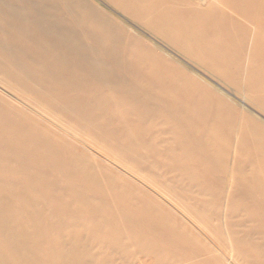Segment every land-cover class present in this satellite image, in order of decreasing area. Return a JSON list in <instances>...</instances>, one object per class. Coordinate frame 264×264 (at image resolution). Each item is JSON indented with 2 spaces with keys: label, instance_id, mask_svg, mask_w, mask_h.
<instances>
[{
  "label": "bare ground",
  "instance_id": "bare-ground-1",
  "mask_svg": "<svg viewBox=\"0 0 264 264\" xmlns=\"http://www.w3.org/2000/svg\"><path fill=\"white\" fill-rule=\"evenodd\" d=\"M106 1L264 109L257 0ZM138 255L264 264V125L96 0H0V264Z\"/></svg>",
  "mask_w": 264,
  "mask_h": 264
},
{
  "label": "rangeland",
  "instance_id": "rangeland-1",
  "mask_svg": "<svg viewBox=\"0 0 264 264\" xmlns=\"http://www.w3.org/2000/svg\"><path fill=\"white\" fill-rule=\"evenodd\" d=\"M100 5H102L104 8H106L113 16H115L117 19L122 21L124 24L128 25L130 28L135 30L138 34L143 36L144 38L151 41L153 44H155L158 48H160L163 52H165L169 57L173 58L174 60L180 62L185 67H187L194 75L205 81L208 85L211 87L217 89V91L223 95L228 101L233 104V106L237 107L239 111L248 113L254 120L258 121L260 124L264 125V109L260 108L259 106L255 105L254 103L250 102L249 100L245 99V97L238 92H236L232 87H230L227 83H225L222 80H219V78L215 77L212 73H210L208 70H206L204 67L194 63L190 59H188L185 55H183L178 50L174 49L170 45L166 44L164 41L160 40L156 36H154L151 32L141 28L135 21H133L131 18H129L127 15H124L120 10L113 7L109 2L106 0H96ZM263 3V0H257L256 2V11L255 15L252 19V24L256 27H263L264 28V12L262 11L261 5ZM120 13V14H119ZM143 34V35H142ZM242 96V97H241ZM161 160H166L164 158H160ZM238 163L236 162V165ZM118 170L125 171V173L128 176H135L133 172L128 170L126 167L118 166L116 165ZM239 171V170H238ZM172 177V174H167L165 179H169ZM257 176L253 174H244L242 180L240 181L241 187L245 184L250 183L251 181H256ZM139 181V180H138ZM142 186H144L147 190L154 193L155 196L161 197L163 199V202L165 205L169 208H172L175 213L177 214L178 220L182 221L183 223L187 224L191 228H194L199 232V236H201V239L203 241L208 242L210 245L214 246L213 248L222 250L218 248V246L215 244L213 238L209 237L208 234L200 227V225L194 221V219L190 216L188 213L187 206H177L174 204L170 199L165 197L163 194H161L159 191H156L153 186H151L150 183L144 181L141 179L139 181ZM190 199L194 202L199 201L203 202L207 198L201 194L198 193V191L194 188H192V191L190 193ZM254 206V205H253ZM248 208H251V206H248ZM248 209H245L244 211H241L237 216L231 217L230 219L225 220L223 223L227 226H234L237 228L236 230H239L238 228L240 225L246 222V226H250L249 224H252V222H249L250 220H244L245 213ZM243 212V213H242ZM244 217V218H243ZM244 221V222H243ZM245 226V227H246ZM233 227V228H234ZM224 233V232H223ZM249 248V247H248ZM116 262L119 264H124L123 261L119 259V257H114ZM225 260L229 264H235L231 258L224 256ZM152 259L149 257H144L142 255H138L134 260H132L133 264H148L151 263Z\"/></svg>",
  "mask_w": 264,
  "mask_h": 264
}]
</instances>
